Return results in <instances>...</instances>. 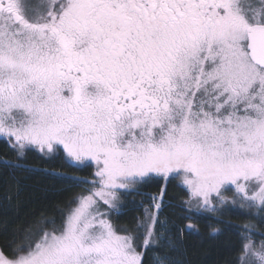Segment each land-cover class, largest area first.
Here are the masks:
<instances>
[{"label":"snow or ice","instance_id":"obj_1","mask_svg":"<svg viewBox=\"0 0 264 264\" xmlns=\"http://www.w3.org/2000/svg\"><path fill=\"white\" fill-rule=\"evenodd\" d=\"M0 138L18 159L95 166L59 223L0 246V264H185L198 229L160 220L163 192L135 229L111 217L120 192L176 174L184 219L231 193L264 220V0H0ZM254 235L232 264H264Z\"/></svg>","mask_w":264,"mask_h":264},{"label":"trees","instance_id":"obj_2","mask_svg":"<svg viewBox=\"0 0 264 264\" xmlns=\"http://www.w3.org/2000/svg\"><path fill=\"white\" fill-rule=\"evenodd\" d=\"M5 160L17 161L27 171L6 168ZM93 179L92 165L70 166L62 156L45 157L34 149L27 150L18 159L15 150L0 138V246L14 238L22 240L41 220L55 219L58 224L70 201L89 186L77 180L91 182ZM161 192L164 206L161 218L170 227H185L191 222L198 229L183 237L185 264H232L245 225L257 233L253 237L256 241L260 239L259 234H264V220L253 214L255 210L233 205L231 193H226L229 203L221 212L200 213L192 221L184 219L190 215L184 203L188 199L187 189L176 178L162 177L137 186L132 193H122L120 212L111 217L113 224L118 229H135L144 206L150 205V198L160 196ZM152 257L153 253L148 252L145 264H151Z\"/></svg>","mask_w":264,"mask_h":264},{"label":"rangeland","instance_id":"obj_3","mask_svg":"<svg viewBox=\"0 0 264 264\" xmlns=\"http://www.w3.org/2000/svg\"><path fill=\"white\" fill-rule=\"evenodd\" d=\"M3 140H4V139H3ZM88 165H92V166L94 167V172H95V166H94L93 164H90V163H89ZM79 167H83V165H81V166H79ZM174 177H175L176 179L179 180L180 184H181L184 188H186V187L183 185L181 179H180L178 176H176V174H172V176H169L168 179H170V178H174ZM168 179H167V180H168ZM77 181H79V180H77ZM186 189H187V188H186ZM134 191H135V189L132 190V192H134ZM132 192H131V193H132ZM122 193H124V192H120V193H119V199H120V196H121ZM153 197H159V196H153ZM117 203H118V205H119V203H120L119 200H118ZM162 203H163V201H162ZM146 206H148V205H145L144 207H146ZM163 208H164V206H163ZM159 218H160V220L164 221V220L161 218V216H160Z\"/></svg>","mask_w":264,"mask_h":264},{"label":"flooded vegetation","instance_id":"obj_4","mask_svg":"<svg viewBox=\"0 0 264 264\" xmlns=\"http://www.w3.org/2000/svg\"><path fill=\"white\" fill-rule=\"evenodd\" d=\"M252 2H255V0H252Z\"/></svg>","mask_w":264,"mask_h":264}]
</instances>
